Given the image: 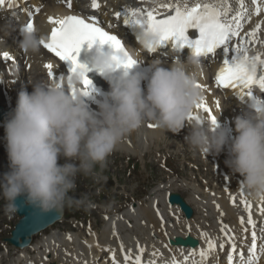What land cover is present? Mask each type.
<instances>
[{"label": "clouds", "instance_id": "clouds-1", "mask_svg": "<svg viewBox=\"0 0 264 264\" xmlns=\"http://www.w3.org/2000/svg\"><path fill=\"white\" fill-rule=\"evenodd\" d=\"M20 36V48L34 56L41 53L42 41L47 39L38 27L22 30ZM157 40L152 32L140 37L146 49L155 47ZM128 54L137 56L134 50ZM115 55L101 52L95 63L109 81L106 93L94 89L84 95V69L80 68L63 82L29 78L32 91L25 88L19 92L16 107L4 124L10 167L0 175V195L6 201V215L17 214L19 197L45 213L87 208V194L79 198L69 195L77 188V178L91 177L99 182L117 147L149 121L164 133L190 127L185 141L194 151L219 155L227 147L226 165L243 177L253 200L264 201V103L253 102L235 117L236 135L218 117L215 125L208 124L206 118L189 124L188 117L203 100V90L197 87L200 56L193 52L187 60L177 57L168 67L155 59L150 73H121L123 67H117ZM93 92L96 108L89 103Z\"/></svg>", "mask_w": 264, "mask_h": 264}, {"label": "bare ground", "instance_id": "bare-ground-1", "mask_svg": "<svg viewBox=\"0 0 264 264\" xmlns=\"http://www.w3.org/2000/svg\"><path fill=\"white\" fill-rule=\"evenodd\" d=\"M252 1L256 7L255 0ZM178 2L189 3V1L185 0H178ZM242 2L246 3V0H242ZM53 4L54 3H52V5ZM244 15L245 19L241 21L243 24L241 34L245 37V40L251 39L250 37H247L246 34L251 33L256 28V25L260 24V29L256 32V39L252 40L251 43H248V53L258 47H262L264 51V23H262L264 22V12H261L258 16L255 9L247 5ZM0 25L1 36L6 39L8 38V45L10 47H15L14 40L16 39V35L6 29L5 22L0 21ZM239 42H241L240 39L235 38L234 44ZM242 46H245V44L242 43ZM31 74L32 76L25 77L26 82L29 81V78L44 77L45 73L40 69H34ZM1 77H4V80H2ZM198 81L200 84L204 85V88L202 89L203 100L206 101L208 107L216 114L219 122L226 127H230L232 129V134L236 135L235 123L231 117L234 113L233 106H230L229 104L225 105L223 103V98L217 92L216 84L211 79H203L199 76ZM25 88L28 91L32 90L31 85L24 86L22 83L17 82L14 75H11L4 66H0L1 104L11 106L12 99L15 96H18L19 92ZM217 102H219V106H217ZM194 112L199 113L203 118H206L208 124H211L208 114L202 109H196ZM193 121H188V123L190 124ZM149 123L154 124V122L151 121L147 122L142 128L134 131L130 136H128L115 151H119L123 155L142 156L146 150H150L151 146L156 144L155 152L157 153L159 150L157 147L167 137L173 138L169 147L178 150L179 146L182 145L180 144L181 142H177L178 134L187 136L188 129L190 128L186 126L179 133H164L156 127H149ZM3 145L5 146V150L0 151V157L8 155L6 140L3 141ZM202 154L204 156V160L196 164V166L198 169H201L202 165H211L213 176L217 177L220 188H222L225 193L223 198L218 196L216 187L213 191L208 189L211 182L208 178L202 182V184L205 185L204 188H200V185L196 184L195 181L191 182L183 180L180 183L176 182V184H174L175 181L171 182V180L168 183H165V185L156 187V189L150 193V197H152L153 200L160 198L164 201L167 191L181 192V194H183V189L187 188L191 190L192 196H188L186 194H183V196L188 202L195 205L196 213H201L203 217L209 218L207 221L212 224V227L202 229L206 226V221L204 219L201 220L199 217L197 218V215L192 219H185L184 217L177 218L172 216L180 211L177 205L167 208L166 211L158 212H155L150 208L137 210L132 206L124 211L106 216L105 221H102L103 232L98 235L99 237H97L96 234L89 233L88 238L84 236L81 240L78 236L79 233L74 234L70 232H62L61 230H54L46 239L37 242V250L39 249V246L42 245V242L48 245L49 241L52 240L56 244L62 245L63 247V256L58 260L57 264H97L98 256L103 252V250L110 249L111 253L114 252L115 255H119L122 259L126 253H130L132 257H134L135 253H139V247H143L145 249L143 255H145L147 249H155L156 246L154 244L160 242L161 238L174 237L175 235H183L188 232L197 235L201 229L206 230L208 233V239L214 240L218 233L217 230L221 228L222 225L228 224L232 231L238 230L245 232L244 228L248 229V224L241 225L240 223V217L243 216L247 219L248 215L242 202L244 199L252 205L251 211L253 213V220L256 222L260 219V221H262L261 225H263L262 229H264V214L260 211V209L264 207V202L253 200L248 194L241 195L238 191L233 193L230 192V189L234 184L241 185L243 183V177L238 173L234 174L226 165L225 161L229 157L228 148L226 147L219 155ZM169 156L170 155H167L166 158H169ZM186 156L185 158L187 159ZM154 160L160 167L158 158ZM132 189H134V186H132ZM232 197H235L236 199L235 204L232 202ZM217 205L219 207H217ZM62 221H65V217H62ZM128 221H132L133 225L129 227ZM98 226L99 225L96 227ZM113 227H115V231L112 229ZM40 234L42 233H38L34 236L33 243L29 245V247H20L19 254L21 252L26 253L30 248H33L35 246L33 245L34 241ZM248 234L249 233H247V235ZM236 238H238V236ZM226 240L227 237L223 235L221 243L225 244ZM121 245L123 247H121ZM68 247L70 249H68ZM21 260L22 259L20 258V261Z\"/></svg>", "mask_w": 264, "mask_h": 264}, {"label": "snow or ice", "instance_id": "snow-or-ice-1", "mask_svg": "<svg viewBox=\"0 0 264 264\" xmlns=\"http://www.w3.org/2000/svg\"><path fill=\"white\" fill-rule=\"evenodd\" d=\"M256 7L255 12L259 15L264 12V7L261 6L260 0H255ZM5 4V0H0V5ZM68 7L71 8L72 4L69 3ZM92 7L99 8L100 5L96 0H92ZM159 8L170 10L167 14L161 17L157 10V7H150L149 9H140L139 13L133 10L131 15L136 17H143L142 19H124V23L131 25L140 31L141 35L144 33L152 32L157 37L156 46L149 47V50H155L158 46L165 45L168 42L172 43L173 47L183 48L185 46H191L193 52L198 56H207L213 54L215 56L217 49H221L223 59V66L219 69V72L215 75V82L217 86L224 88H232L237 90L241 98H249L253 102H257L256 96L253 94L252 88L254 85H258L260 90H264V59L260 54L249 56L248 48L242 46L243 44L251 43L256 39V32L260 29V24L256 25V28L247 33V37L251 39L245 40L242 36L243 24L242 20L245 19V15L242 11L236 12L230 18L223 9V4L220 7H212L208 4L195 3L189 6L187 3H167L164 0L158 5ZM243 8V4H241ZM40 11L39 8L36 9ZM174 13V14H172ZM120 13L117 12L116 16L119 18ZM49 23L52 24L50 39L42 41L43 47L48 51L55 54L56 57L62 62H70L69 72L70 76L78 68L84 69L82 78V91L84 95H90L94 90L92 81L87 77L89 69L79 63L78 56L82 45L87 42L89 47L99 42L101 45L109 44L116 54L114 59L117 61V67H123L124 69H131L137 64V61L128 54L127 49L122 43L121 39H118L115 35H110L103 28L98 26V21L93 18L92 21H88L77 15H68L60 19L49 17ZM264 23V22H262ZM34 28V22L30 21L26 24L23 30H31ZM197 29L199 36L197 39L192 40L189 37V30ZM140 35V37H141ZM139 37V38H140ZM234 38H239L241 42L233 43ZM4 59H11L9 54L5 52L3 54ZM47 69V76L52 80H59L63 82L65 76L60 74V71L55 69L53 64H45ZM197 87L204 88V85L197 83ZM264 103V102H260ZM219 106V102H217ZM197 109H202L208 114V118L212 125L217 123V117L212 114V110L208 107L206 101L202 100L197 105ZM200 121L201 118L192 113L188 117V121ZM151 128H155L156 125L149 123ZM232 202L235 204L236 199L232 197ZM243 204L248 213L247 219L240 217L241 225L248 224L252 226L250 248L248 251L251 253L249 259H244V253H240L239 264H255L257 261V233L255 231V221L253 220V213L251 211L252 205L244 199ZM264 202V201H262ZM217 207H219L217 205ZM264 214V207L260 209ZM162 219V217H161ZM245 232H248L247 228H244ZM221 232L227 237V241L231 242V252L227 256L228 264H233V253L237 252V244L235 243L234 233L229 235L230 229L227 225H222ZM207 236V233H204ZM70 238V237H69ZM208 252L201 251L200 256L205 258L208 253L216 248V242L209 239L207 241ZM121 247H123L121 245ZM224 243L220 244V248L223 249ZM110 250V249H109ZM111 251V250H110ZM145 249L139 247V255L133 257L130 253H126L124 260L126 264H142V255ZM261 251H264L262 249ZM157 253H153L155 256ZM188 258L185 257V260ZM113 264H117L115 259V253L112 252ZM148 264H155L154 260L148 262ZM166 264H177L175 258Z\"/></svg>", "mask_w": 264, "mask_h": 264}, {"label": "rangeland", "instance_id": "rangeland-1", "mask_svg": "<svg viewBox=\"0 0 264 264\" xmlns=\"http://www.w3.org/2000/svg\"><path fill=\"white\" fill-rule=\"evenodd\" d=\"M173 141V138L167 137L164 141L160 143V145L157 147L158 149L165 150L167 153H170L173 156V159L170 161V164L179 169L180 171L184 172L182 169H185L186 173L188 171L190 172V179L194 178L195 173H192V170L185 166L184 157L186 154L187 159L197 158L199 159V154L197 151H194L192 149L187 148L186 141L182 138H178L177 142L182 144L179 146L178 150H175L170 146V143ZM186 145V146H185ZM181 148V149H180ZM156 150V144H153L151 146L150 150H146L144 152V155H123L121 152L117 155L110 156L107 161V166L101 173L102 178L99 180V182L93 180L91 177H84L79 176L77 178V188L74 192H70L69 195L74 196L76 198L81 196V193H85L88 195H92L93 189L97 192V200H95V205L100 206L104 210H107L109 206L118 207L120 206L121 209L127 205V198L129 197L127 194L124 193L125 187H127L128 193L131 194L132 192L135 193L136 198H139L143 201L146 200V197H148V193L157 185L161 184L162 182H166L171 177V173L161 170L158 164L155 162V158H157L159 153H154ZM178 153L180 156L178 157ZM192 155V156H191ZM131 158L130 160H128ZM64 159L61 158L59 161L61 164L64 163ZM130 161V168L132 169V173L130 170H123V166L126 165ZM135 165H134V164ZM198 164V163H197ZM10 167V161L7 156H1L0 157V175H3L5 172L9 171ZM195 167H197L195 165ZM204 167V165L201 166V169ZM198 168V167H197ZM97 170L99 171V166H97ZM184 172V173H185ZM202 175H205L206 178H211L212 172L210 170V167H206L201 172ZM192 176V177H191ZM188 178V175L182 174L181 180L183 178ZM86 181H89L87 183ZM198 183L197 181H195ZM91 184H96L95 186L91 187ZM135 191H132V186H138ZM126 188V189H127ZM92 189V190H91ZM187 195V193H185ZM92 201V199H89ZM136 201V200H135ZM6 201L3 199L2 195H0V246L4 243L3 239L9 235L8 230L13 222H14V215L9 217L5 214L4 211V205ZM73 207V208H65V211L67 212V215L70 219H74L73 215L75 214L78 218H81L82 223L87 222V218H90L91 216H97V218L100 217L99 213H92L93 210H91L90 205L87 208L80 207ZM146 208V207H144ZM77 212V213H75ZM95 220V219H94ZM68 220L65 224H68ZM59 227H65L64 224L58 225ZM69 230H72L73 227H69ZM99 233L101 234L103 232L102 228V221H99V226L97 227ZM76 233L83 235L84 230H75ZM78 234V235H79ZM68 249H70L68 247ZM2 255L4 256V260L6 263L8 262V259L12 262L18 263V258L14 259L11 252L15 253V249H11L9 246L7 251L4 249H0ZM16 260V261H15Z\"/></svg>", "mask_w": 264, "mask_h": 264}, {"label": "water", "instance_id": "water-1", "mask_svg": "<svg viewBox=\"0 0 264 264\" xmlns=\"http://www.w3.org/2000/svg\"><path fill=\"white\" fill-rule=\"evenodd\" d=\"M172 202H178L181 207L187 212L188 216L192 215V208L187 205L180 195L173 193L171 195ZM17 204L19 205V214L24 215L20 221L17 223L15 230L13 231V236L9 239L11 242H15L18 245H25L30 241V237L33 233L43 229L50 223L54 222L56 219L61 217V211H51V212H41L39 209L33 207L32 205L26 203L24 197H19L17 199ZM24 238L23 243H19V237ZM197 241H194L195 245Z\"/></svg>", "mask_w": 264, "mask_h": 264}]
</instances>
